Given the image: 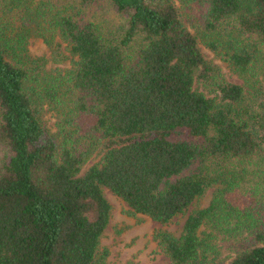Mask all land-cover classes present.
I'll return each mask as SVG.
<instances>
[{
    "label": "trees",
    "instance_id": "obj_1",
    "mask_svg": "<svg viewBox=\"0 0 264 264\" xmlns=\"http://www.w3.org/2000/svg\"><path fill=\"white\" fill-rule=\"evenodd\" d=\"M215 187L162 251L264 264V0H0V264H107L105 189L166 225Z\"/></svg>",
    "mask_w": 264,
    "mask_h": 264
},
{
    "label": "rangeland",
    "instance_id": "obj_2",
    "mask_svg": "<svg viewBox=\"0 0 264 264\" xmlns=\"http://www.w3.org/2000/svg\"><path fill=\"white\" fill-rule=\"evenodd\" d=\"M115 20L114 17H112ZM184 18L198 39L199 48L204 57L214 66L221 70V74L228 81L243 85L244 80L232 71L230 65L222 58L221 55L209 49L200 32L199 21L197 19L191 22L190 15L184 12ZM31 53L39 57H50V50L42 40H34L30 46ZM65 68V65H61ZM56 68L52 63L49 69ZM203 87H200L202 89ZM207 93H211L210 87L202 89ZM212 95V94H211ZM44 121L48 128L52 131L56 130L57 118L53 112L44 114ZM172 141L188 140L187 131L182 130L177 136L171 138ZM100 160L94 157L89 161L83 170L85 173L92 165ZM191 171H187L183 176L188 175ZM217 187L211 188L198 201H196L190 209L171 223L163 225L151 218L133 213L128 205L110 190L105 189L104 195L111 205V217L109 225L102 238V250L108 251L107 264H171L167 256L159 246L157 235L160 232H168L175 236H180L184 223L188 216L195 210L203 209L209 206Z\"/></svg>",
    "mask_w": 264,
    "mask_h": 264
}]
</instances>
